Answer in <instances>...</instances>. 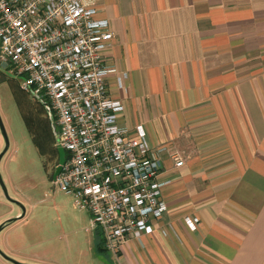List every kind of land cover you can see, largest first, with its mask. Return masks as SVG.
Returning a JSON list of instances; mask_svg holds the SVG:
<instances>
[{
	"label": "crops",
	"instance_id": "obj_1",
	"mask_svg": "<svg viewBox=\"0 0 264 264\" xmlns=\"http://www.w3.org/2000/svg\"><path fill=\"white\" fill-rule=\"evenodd\" d=\"M98 7L113 33L104 58L128 74L121 91L107 81L125 106L121 122L168 148L171 180L154 232L110 255L114 264H264V0Z\"/></svg>",
	"mask_w": 264,
	"mask_h": 264
},
{
	"label": "built area",
	"instance_id": "obj_2",
	"mask_svg": "<svg viewBox=\"0 0 264 264\" xmlns=\"http://www.w3.org/2000/svg\"><path fill=\"white\" fill-rule=\"evenodd\" d=\"M99 0H0V66L22 90L45 102L58 129L55 146L66 159L53 181L92 217L105 251L118 259L132 240L154 232L167 210L163 189L166 146L153 148L143 126L121 122L125 106L109 90L128 74L104 58L113 33L98 18ZM174 168L184 161L172 153ZM191 231L197 217H185Z\"/></svg>",
	"mask_w": 264,
	"mask_h": 264
},
{
	"label": "rangeland",
	"instance_id": "obj_3",
	"mask_svg": "<svg viewBox=\"0 0 264 264\" xmlns=\"http://www.w3.org/2000/svg\"><path fill=\"white\" fill-rule=\"evenodd\" d=\"M0 72L11 79L0 81V118L9 141L0 177L16 202L0 187V264H11L2 255L20 264H114L110 254L96 248L100 236L91 215L53 186L54 154L40 155L32 143L22 112L42 118L40 101L22 90L10 67L0 66ZM47 113L55 125L53 112ZM3 149L0 133V153ZM18 212L24 215L20 220Z\"/></svg>",
	"mask_w": 264,
	"mask_h": 264
},
{
	"label": "trees",
	"instance_id": "obj_4",
	"mask_svg": "<svg viewBox=\"0 0 264 264\" xmlns=\"http://www.w3.org/2000/svg\"><path fill=\"white\" fill-rule=\"evenodd\" d=\"M1 80H8L9 82L11 81V79L7 77L5 73L0 72V81ZM39 105L41 107L40 111L43 112L42 118L40 117L39 114L38 116L33 115L32 111L28 113L22 112V118L24 124L32 138V143L35 145L40 155H44L46 153L56 154L57 153V148L55 146L56 139L52 128L53 122L47 113V111L50 109L45 102L40 101ZM98 235L100 236V240L96 248L99 252H105V249L103 247L102 235L99 230H98Z\"/></svg>",
	"mask_w": 264,
	"mask_h": 264
},
{
	"label": "water",
	"instance_id": "obj_5",
	"mask_svg": "<svg viewBox=\"0 0 264 264\" xmlns=\"http://www.w3.org/2000/svg\"><path fill=\"white\" fill-rule=\"evenodd\" d=\"M52 128H53V132H54L55 138H56V140H57V133H58L57 128L55 127L54 124H52ZM0 133H1L2 138H3V140H4V149H3L2 152L0 153V160H1L2 157L4 156V154L6 153V151L8 150V147H9V141H8V139H7V135H6V132H5V129H4L3 123H2V121H1V118H0ZM57 151H58V153H59L60 161H59V166L57 167V169H56V171H55V173H54V175H53V178H54V179H55L56 176L59 174V172H60V168H61V165L64 163V151H63V149L57 147ZM0 187L2 188V191H3V194H4L5 198L8 199V200H10L9 197H8V195H7V190H6L4 184H3L2 180H1V177H0ZM10 201H11L12 203H16L15 201H12V200H10ZM21 216H22V215H21ZM21 216H20V217H21ZM20 217H18V219H19ZM2 228H3V226L0 227V231H1ZM2 257H3L6 261H8L9 263H11V264H20V263H17V262H15V261H13V260H11V259H9V258L3 256V255H2Z\"/></svg>",
	"mask_w": 264,
	"mask_h": 264
},
{
	"label": "flooded vegetation",
	"instance_id": "obj_6",
	"mask_svg": "<svg viewBox=\"0 0 264 264\" xmlns=\"http://www.w3.org/2000/svg\"><path fill=\"white\" fill-rule=\"evenodd\" d=\"M66 156H67V155H66V153L64 152V161H65V159H66ZM51 161H53V163H54V167H53V174H54L55 171H56V169H57V167L59 166V161H60V157H59V153H58V151H57L56 154L53 155Z\"/></svg>",
	"mask_w": 264,
	"mask_h": 264
}]
</instances>
